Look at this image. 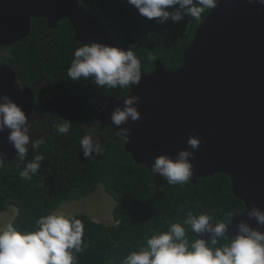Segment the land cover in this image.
I'll use <instances>...</instances> for the list:
<instances>
[{
	"label": "trees",
	"instance_id": "trees-1",
	"mask_svg": "<svg viewBox=\"0 0 264 264\" xmlns=\"http://www.w3.org/2000/svg\"><path fill=\"white\" fill-rule=\"evenodd\" d=\"M80 5L106 26L119 48H133L142 74L152 73L157 61L167 70L180 69L183 52L209 11L199 19L185 15L180 22L158 24L140 16L126 0H80ZM73 35L67 20L49 30L45 19H32L26 38L11 47H0V67L20 71V84L30 86L39 78L51 84L43 102H35V110L50 123L37 125L39 131L50 129L43 138L45 144L36 151L29 146L23 161L18 155L0 168V214L14 207L12 224L18 230L30 229L38 217L57 211L62 204L85 199L102 185L117 203L112 212L115 224L105 226L83 214L74 216L84 225L83 239L88 245L76 254L77 264H121L130 251L146 246V237L166 231L168 221H182L188 212H203L212 216V223L229 224V213L242 214L245 205L232 194L228 176L216 174L198 178L195 184L171 186L136 164L111 127L101 129L97 113L101 100L121 99L130 88L98 87L91 78L70 80L67 69L74 50L82 46ZM61 119L72 123L67 134L56 131ZM86 134L99 135L102 154L83 157L79 141ZM38 154L44 157L38 172L31 180L20 179L21 168ZM194 238L189 233V239Z\"/></svg>",
	"mask_w": 264,
	"mask_h": 264
},
{
	"label": "water",
	"instance_id": "water-1",
	"mask_svg": "<svg viewBox=\"0 0 264 264\" xmlns=\"http://www.w3.org/2000/svg\"><path fill=\"white\" fill-rule=\"evenodd\" d=\"M39 18L46 20L49 30L67 20L81 45L94 41L119 47L80 0H0V47L26 38L31 20ZM20 77V71L0 67V95L21 107L30 122L34 87L20 84ZM128 95L140 96V119L114 125L112 110L122 106L126 96L106 97L97 106L101 129L108 126L116 133L127 127L124 149L148 171L161 154L174 159L180 150L193 151L186 141L189 135L198 136L201 143L190 161V182L226 175L232 194L245 205L242 214H233L226 235L234 236L240 221L264 231L247 215L253 204L264 211V5L258 0H219L183 52L182 67L173 72L155 62L154 71L142 74ZM7 135V129L0 132V151L8 154L4 165L18 157Z\"/></svg>",
	"mask_w": 264,
	"mask_h": 264
},
{
	"label": "clouds",
	"instance_id": "clouds-1",
	"mask_svg": "<svg viewBox=\"0 0 264 264\" xmlns=\"http://www.w3.org/2000/svg\"><path fill=\"white\" fill-rule=\"evenodd\" d=\"M126 2L140 16L163 24L169 20L173 23L180 22L185 15L199 19L205 10L213 9L219 0ZM258 3L264 5V0H258ZM67 75L72 81L91 78L98 87L128 89L139 84L142 65L131 46L122 49L89 41L74 50ZM140 99L138 95L126 96L123 105L112 110L111 122L120 126L129 120L138 121L140 113L136 105ZM71 124L70 121L61 119L56 125V131L67 134ZM6 129V139L21 161L27 156L29 146L36 151L45 144L42 138H30L29 122L21 107L7 95H0V132ZM129 132L127 127H120L116 135L127 142ZM186 143L193 151L180 150L174 159L165 154L155 157L150 173L161 176L171 186L188 184L193 176L190 161L201 141L198 136L189 135ZM79 145L86 159L103 152L101 142L91 134L84 135ZM7 155V152L0 151V168L4 166ZM43 159V155L38 154L24 164L19 171L20 179L31 180ZM17 167L20 168V165ZM247 215L264 227V211L255 204L247 211ZM228 220L232 223L233 213L228 214ZM211 221L212 216L203 212H188L182 221H168L166 231L157 230L146 237V246H141L138 251H130L121 264H264V231L240 221L236 225L235 235L229 238L226 235V230L231 225L229 222ZM189 233H195V238L190 240ZM203 234H209V238H201ZM83 237L84 225L81 220L59 211H49L38 217L30 229L18 230L9 223L0 228V264H77L76 254L88 247Z\"/></svg>",
	"mask_w": 264,
	"mask_h": 264
},
{
	"label": "rangeland",
	"instance_id": "rangeland-1",
	"mask_svg": "<svg viewBox=\"0 0 264 264\" xmlns=\"http://www.w3.org/2000/svg\"><path fill=\"white\" fill-rule=\"evenodd\" d=\"M117 203L108 195L102 185H98L95 192L89 197L80 201H72L62 204L57 211L63 212L66 216H75L83 214L94 222L101 223L105 226H113V209ZM16 209L9 207L5 212L0 214V228L12 223Z\"/></svg>",
	"mask_w": 264,
	"mask_h": 264
},
{
	"label": "flooded vegetation",
	"instance_id": "flooded-vegetation-1",
	"mask_svg": "<svg viewBox=\"0 0 264 264\" xmlns=\"http://www.w3.org/2000/svg\"><path fill=\"white\" fill-rule=\"evenodd\" d=\"M43 40H44V38H43ZM50 85L51 84L47 79L39 78L37 81L31 83L30 86H27L29 88L34 87V89H33L34 105H35V102H43V100L45 99V96H46L47 88L50 87ZM40 122H45L46 124H48L50 126L49 120L43 114L36 111L35 107H34V111L32 113L31 121L29 122V136L32 140L40 139V138L43 139L45 137V135L50 130L49 129V130L39 131L37 129L38 128L37 125ZM92 128H96V126L93 125ZM93 137L96 139H99V141L101 142L99 135H93Z\"/></svg>",
	"mask_w": 264,
	"mask_h": 264
}]
</instances>
